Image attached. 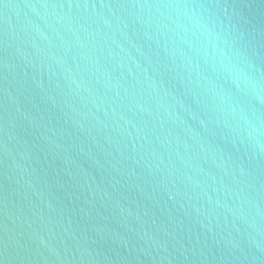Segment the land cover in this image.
Here are the masks:
<instances>
[{
	"label": "water",
	"instance_id": "1",
	"mask_svg": "<svg viewBox=\"0 0 264 264\" xmlns=\"http://www.w3.org/2000/svg\"><path fill=\"white\" fill-rule=\"evenodd\" d=\"M0 264H264V0H0Z\"/></svg>",
	"mask_w": 264,
	"mask_h": 264
}]
</instances>
